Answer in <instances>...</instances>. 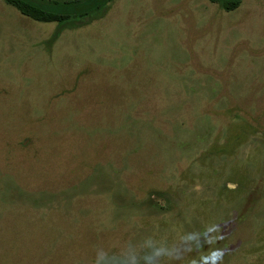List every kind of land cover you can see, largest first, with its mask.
<instances>
[{"label":"rangeland","instance_id":"rangeland-1","mask_svg":"<svg viewBox=\"0 0 264 264\" xmlns=\"http://www.w3.org/2000/svg\"><path fill=\"white\" fill-rule=\"evenodd\" d=\"M57 26L0 0V264L212 221L223 264H264V0H112Z\"/></svg>","mask_w":264,"mask_h":264},{"label":"clouds","instance_id":"clouds-1","mask_svg":"<svg viewBox=\"0 0 264 264\" xmlns=\"http://www.w3.org/2000/svg\"><path fill=\"white\" fill-rule=\"evenodd\" d=\"M219 240L217 223L212 221L181 232L172 242L146 236L115 246H97L90 264H184L189 257L188 264H223L225 254L217 247Z\"/></svg>","mask_w":264,"mask_h":264},{"label":"trees","instance_id":"trees-1","mask_svg":"<svg viewBox=\"0 0 264 264\" xmlns=\"http://www.w3.org/2000/svg\"><path fill=\"white\" fill-rule=\"evenodd\" d=\"M112 0H6L21 14L36 21L57 22L52 40L63 29L85 25L103 15ZM225 11L236 9L242 0H209Z\"/></svg>","mask_w":264,"mask_h":264}]
</instances>
